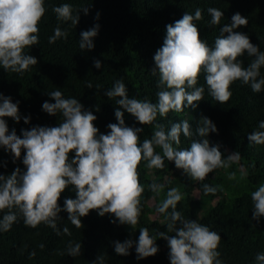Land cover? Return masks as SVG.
<instances>
[{"label": "trees", "instance_id": "1", "mask_svg": "<svg viewBox=\"0 0 264 264\" xmlns=\"http://www.w3.org/2000/svg\"><path fill=\"white\" fill-rule=\"evenodd\" d=\"M64 3L72 6L73 15L83 8L88 9L87 14L83 10L79 12L80 20L76 26L70 21H59L53 12L54 7ZM44 6L46 12L38 25L39 43L25 49V53L35 57L38 63L24 73L6 71L0 66V94L18 103L21 115L19 123L10 117L4 119L9 134L15 129L21 138L22 130H31L35 126L58 127L62 122L60 113L50 115L42 108L45 101L55 103L48 95L51 91L59 90L64 98L78 99L84 111H91L97 117L94 124L103 134L110 132L108 124L118 123L115 110L119 106L105 94L117 80L124 82L129 98L156 103L160 89L157 87L158 74H152L154 55L164 44L167 25L174 24L185 13L194 15L197 8L202 12V19L195 24L201 39L210 47H214L215 39L221 35L220 28L230 24L234 14L240 13L247 18L248 24L236 31L246 34L264 51V0H45ZM209 8L223 12L219 25L209 24ZM97 24L98 35L93 39L95 47L80 50L81 32ZM57 26L68 31V38L50 44L48 38L54 35ZM239 59L247 67L254 58L245 53ZM95 60L101 61V68L94 66ZM260 71L264 77V67ZM197 86L205 88L203 100L197 102V107L186 106L179 113L170 111L167 117L158 116L152 125L140 124L134 116L121 109L125 125L143 129L139 134L142 143L145 138H151L157 123L163 125L167 132L172 123L188 120L193 132L191 139H199L195 129L199 120L207 117L218 130L207 137L210 144L219 145L224 158L238 152V162L227 168H217L200 182L193 181L167 159L163 169H148L147 161H142L138 172L145 190L135 229L120 224L112 214L102 217L95 210L82 217L83 226L77 228L68 220V213L62 211L56 221L61 230L57 235L55 229L43 223L36 228L26 226L18 213L11 229L0 232V264H97L101 255L104 264H171L167 240L159 237L158 233L165 232L169 236L175 233L167 232V214L159 213L157 207L172 187H177L183 197L177 204V211L185 219L208 226L221 236L217 250L222 264H256V254L264 253V217L259 221L253 219L251 193L264 184V145L250 144L248 136L261 130L258 125L264 121V90L253 92L250 85L238 80L231 85L230 100L220 104L209 95L203 73ZM24 117H30V121L25 123ZM180 139L179 145L173 144L175 148L182 150L190 146V138L181 134ZM156 152L162 155L159 147ZM24 155L26 151L22 150L21 158L13 162L14 156L0 147V174L10 175L17 167L22 172L26 171L22 162ZM74 157L73 151L69 159ZM153 181L165 186L159 195L149 188ZM205 183L217 187V192L205 195ZM66 198H76L72 186L61 194L58 202L61 208ZM152 198L156 200L153 205ZM3 214L0 212V217ZM65 226L71 236L62 233ZM180 226L177 222V227ZM142 227H147L149 234L155 237L159 249L157 254L137 259L134 245L129 255H117L114 242L138 241ZM69 242L82 245L79 256L67 254Z\"/></svg>", "mask_w": 264, "mask_h": 264}, {"label": "clouds", "instance_id": "2", "mask_svg": "<svg viewBox=\"0 0 264 264\" xmlns=\"http://www.w3.org/2000/svg\"><path fill=\"white\" fill-rule=\"evenodd\" d=\"M45 0H0V66L6 71L24 73L38 63L37 59L25 53L26 48L39 43V23L45 15ZM87 14L88 9H81ZM73 15L70 4L64 3L53 8L59 21L77 25L79 12ZM210 25H219L223 12L209 8ZM202 19L199 8L194 15L185 13L174 24L167 25V35L163 46L154 55L155 68L152 74H158V100L153 103L147 99L129 98L128 90L122 80H117L105 94L114 99L119 106L115 110L118 123L108 124L110 132L100 133L94 121L97 117L91 111H84L83 105L76 98H64L59 90L48 95L55 101H45L43 110L50 114L60 113L63 117L58 127L35 126L31 130H22V137L15 129L9 134L5 117L17 123L21 120L18 103L11 97L0 94V147L14 156V161L21 158L22 150L26 151L23 165L26 171L17 167L10 175L0 174V232H7L22 215L26 226L36 228L41 223L56 230L59 213H68V220L77 228L82 227V217L90 211H97L100 216L112 214L122 225L136 228L141 214V197L144 186L140 183L138 167L147 161L148 169H163L164 161L174 162L177 169L191 177L193 181H204L217 168L230 167L238 162L240 154L234 153L224 158L220 146H212L207 138L217 132L216 125L207 117H202L195 129L199 139H191L193 132L188 120L172 123L170 130L156 124V130L150 139L140 141L142 128L125 125L124 111L131 114L142 125H152L157 117H167L170 111L177 113L185 107H197L203 100L205 88L197 86L201 74L207 85L209 95L218 103L226 104L231 96V85L242 81L250 85L253 92L264 90V51L254 45L243 32L236 31L247 26L248 20L240 13L231 18V23L220 28L221 35L210 47L200 37L195 21ZM99 25L81 32L80 50H91L95 47L93 39L98 35ZM68 31L57 26L54 35L48 38L50 44L68 38ZM245 53L254 59L247 65L239 59ZM94 66L102 67L100 60ZM92 87L91 84L88 86ZM30 117H24L28 123ZM261 130L249 134L250 144L264 145V121H260ZM181 134L190 138V146L177 149L173 146L181 143ZM162 149V155L156 148ZM75 157L69 159V154ZM72 186L76 198H66L61 208V194ZM164 184L153 181L149 188L159 195ZM217 187L203 185L204 194H215ZM177 187L170 188L165 199L158 205L157 211L167 214V232L159 237L167 240L171 264H222L217 250L221 236L197 221L185 219L177 211V204L182 200ZM254 204L253 219L259 221L264 217V184L251 193ZM171 209V212H169ZM113 220V223H116ZM180 222V227H177ZM138 241L131 239L124 242L115 241L117 255H129L135 245L137 259L154 256L159 251L155 237L149 234L147 227L139 229ZM62 233L71 236L68 227ZM44 247L43 244L40 245ZM80 243L69 242L67 254L72 257L81 254ZM35 255V253H32ZM256 264H264V253H257ZM97 264H104V257L97 258Z\"/></svg>", "mask_w": 264, "mask_h": 264}, {"label": "rangeland", "instance_id": "3", "mask_svg": "<svg viewBox=\"0 0 264 264\" xmlns=\"http://www.w3.org/2000/svg\"><path fill=\"white\" fill-rule=\"evenodd\" d=\"M171 176H172V175H171ZM195 194H196L197 197H199V191L196 190V191H195ZM155 203H156V200H155L154 198H152V199H151V204L153 205V204H155Z\"/></svg>", "mask_w": 264, "mask_h": 264}]
</instances>
